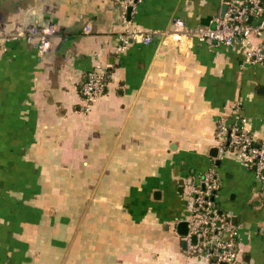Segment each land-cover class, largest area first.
I'll list each match as a JSON object with an SVG mask.
<instances>
[{"label":"crops","instance_id":"crops-1","mask_svg":"<svg viewBox=\"0 0 264 264\" xmlns=\"http://www.w3.org/2000/svg\"><path fill=\"white\" fill-rule=\"evenodd\" d=\"M223 4L139 0L126 24L121 0H0V264H202L177 226L186 180L212 165L241 264H264L263 187L237 158L210 154L238 101L264 137V64L169 35L176 19L215 26ZM27 24L54 25L49 51L7 37ZM127 28L158 33L126 45ZM93 69L108 87L86 113Z\"/></svg>","mask_w":264,"mask_h":264},{"label":"built area","instance_id":"built-area-1","mask_svg":"<svg viewBox=\"0 0 264 264\" xmlns=\"http://www.w3.org/2000/svg\"><path fill=\"white\" fill-rule=\"evenodd\" d=\"M139 0H121L122 18L129 24L127 9L135 7ZM86 30H91L90 26ZM54 25H18L8 38H23L40 53L51 48ZM158 31H142L127 28L122 40L131 43L150 44ZM174 40L183 37L209 44L238 47L246 63L264 64V0H229L223 16L215 19V26H189L176 19L169 34ZM3 37L0 27V38ZM6 37V38H7ZM108 87V73L93 69L87 72L81 83L80 94L84 112L89 113L95 100ZM241 102L231 105L235 118L232 122L220 119L215 133L218 158L235 157L245 166L254 169L255 177L264 190V137H258L253 120L241 111ZM221 178L215 165L198 177L186 180L184 191L189 216L188 231L181 238L186 242L185 254L202 264H241L238 237L240 227L233 216L225 211L218 200Z\"/></svg>","mask_w":264,"mask_h":264},{"label":"water","instance_id":"water-1","mask_svg":"<svg viewBox=\"0 0 264 264\" xmlns=\"http://www.w3.org/2000/svg\"><path fill=\"white\" fill-rule=\"evenodd\" d=\"M228 1H229V0H224V4H223V7H222V15H224V13H225V11H226V9H227V2H228ZM129 10H131V8H129ZM210 154H211L213 157H217V155H218V149H217L216 147H214V148L211 150ZM217 163H220V160H218ZM180 183H181V186H182V188H183L184 180H181ZM177 231H178V233H179L180 235H185V234H187V231H188V223H187V221H180V222L178 223V226H177ZM185 246H186V242L183 241V247L185 248Z\"/></svg>","mask_w":264,"mask_h":264}]
</instances>
